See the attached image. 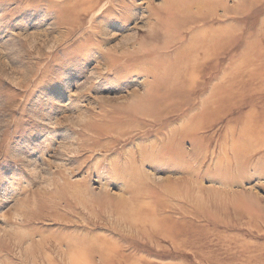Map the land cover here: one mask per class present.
<instances>
[{
    "label": "rangeland",
    "instance_id": "374dc122",
    "mask_svg": "<svg viewBox=\"0 0 264 264\" xmlns=\"http://www.w3.org/2000/svg\"><path fill=\"white\" fill-rule=\"evenodd\" d=\"M263 45L264 0H0V264H264Z\"/></svg>",
    "mask_w": 264,
    "mask_h": 264
},
{
    "label": "bare ground",
    "instance_id": "6f19581e",
    "mask_svg": "<svg viewBox=\"0 0 264 264\" xmlns=\"http://www.w3.org/2000/svg\"><path fill=\"white\" fill-rule=\"evenodd\" d=\"M192 6H188V7H186V9H180L179 10V13H178V15H176V17L173 15H168L167 16V18L168 19H171L172 21H175L176 19H182L181 17L182 16H184V15H186V13L190 10V8H191ZM171 8V7H170ZM261 8V7H260ZM172 9H174V7L172 8ZM199 11H200V9H199ZM174 12V11H173ZM175 14V13H174ZM240 23V22H239ZM243 31V30H242ZM246 33V32H245ZM245 35V34H244ZM262 43V42H261ZM264 46V45H263ZM212 49H216V47L215 48H212ZM211 49V50H212ZM249 49H250V47H247V50H248V52H249ZM213 51V50H212ZM203 55V54H202ZM198 56V53L197 52H194L192 55H191V57H197ZM203 57V56H202ZM181 58L178 60V63L179 64H181ZM205 60V59H204ZM207 60V59H206ZM248 59L246 58L245 59V61H247ZM248 62V61H247ZM169 65H171V64H169ZM188 65H190V63H188L187 64V66ZM193 77H196V76H193ZM182 85H181V87L183 88L184 87V85H185V82H183V83H181ZM223 91H225V92H227V91H231L229 88H224L223 89ZM222 91V92H223ZM228 97V96H227ZM227 97H224V98H222V99H220V101L221 102H218V101H214V103H215V105H217V104H220V108L221 109H224V108H222L221 107V103L224 101V102H226L227 101ZM219 98V97H218ZM230 103H235V102H230ZM216 116V115H215ZM207 122H209L210 120L208 119V120H206ZM250 148V146H244V144H242V143H240V141H238L237 143H234V146H233V150L234 151H236V155H237V157L238 158H240V159H242L244 156H243V154L242 153H244V152H246V151H248V149ZM167 184V183H166ZM175 189H176V187L175 186H173V188H171V190L172 191H170L172 194H174V195H177V191H175ZM141 215V214H140Z\"/></svg>",
    "mask_w": 264,
    "mask_h": 264
},
{
    "label": "crops",
    "instance_id": "0c3cea01",
    "mask_svg": "<svg viewBox=\"0 0 264 264\" xmlns=\"http://www.w3.org/2000/svg\"><path fill=\"white\" fill-rule=\"evenodd\" d=\"M191 41L192 42H194V41H197V44L196 45H191V51L192 52H197L198 53V56H200V31L196 34V35H194V36H192L191 37ZM197 56V57H198ZM247 58V56L245 57V59ZM189 74V73H188ZM191 75H198V74H200V70L196 73V74H194L193 72L192 73H190ZM187 77H188V75H187ZM188 79V83H187V85H186V91L188 92V91H191V95H194V94H197V97L198 96H200V93L199 92H195L196 90H200V84H195V82L194 83H192V81L191 82H189V80H193L192 78H187ZM241 82H246L244 79L243 80H241ZM239 83V82H238ZM238 83H237V85H238ZM215 101V100H214ZM211 104H212V101H211ZM208 108H209V105H208ZM205 110V109H204ZM206 111H208V110H206ZM212 111H214V110H212ZM221 111H223V110H215V112H214V114H213V116H215V114H218V115H220L221 114ZM210 112V111H209ZM212 114H209V116H211ZM242 115H245V114H242ZM198 118H200V114H198V115H196ZM256 144H254V146H255ZM251 146H253V144L252 145H250V148H251ZM233 149V148H232ZM244 158V157H243Z\"/></svg>",
    "mask_w": 264,
    "mask_h": 264
}]
</instances>
